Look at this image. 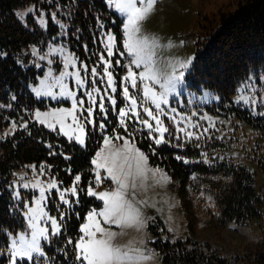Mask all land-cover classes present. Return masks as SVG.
Instances as JSON below:
<instances>
[{"label": "rangeland", "instance_id": "obj_1", "mask_svg": "<svg viewBox=\"0 0 264 264\" xmlns=\"http://www.w3.org/2000/svg\"><path fill=\"white\" fill-rule=\"evenodd\" d=\"M240 1L157 0L154 10L147 19L141 22L142 34L157 38L158 44L155 48L154 59L159 72L162 75L170 74L173 70H175L176 75L183 73V80L177 86L178 94L170 93L168 96L169 103L162 104L163 112L166 115L155 109L151 101L143 97V85L139 83V79L136 89L124 82L123 78L127 75L131 59L124 47V41L127 37L124 35L123 23L126 22V16L114 6V11L122 19L123 48L118 45L117 36L111 30L102 37L103 49L96 47L90 49L88 44L84 43L83 50H79L80 45L74 42V37L70 31V13L66 7L61 4L45 6V0H42L16 8L15 14L21 22L33 29L34 21L39 29L46 32L45 39L23 48V52L29 56L25 65L34 67L37 72L36 80L28 83L33 96L39 101V104L32 111V119L47 130L57 133L58 137H63L70 143L74 142L79 146H86L89 134L98 135V147L91 157V161L103 147V138H111L116 134L128 138V133H131L130 141L147 156L133 137L134 131L129 129L128 118L131 119V122L135 120L138 124L135 125L140 130L147 131V134L152 138H159L160 134L154 131L155 121L143 111L145 107H148L159 116L163 125L169 129L168 132L164 133V138L170 130L176 136L183 138L196 137L205 133L212 134L230 141L227 150L229 154L241 156L244 151L243 141L246 138L244 133L250 132L249 128L242 127V122L238 118L232 117L229 112L219 106L220 95L202 86L194 87L188 79L198 41L204 38L211 29L218 27L221 15L234 11ZM146 2L147 0H145V4ZM137 6H142L139 0H137ZM109 36L115 37L111 43L108 40ZM109 50L112 51L113 55H108ZM120 53H124V55L122 56ZM41 57L44 58L41 59ZM105 60L111 63V67L104 63ZM188 61L190 63L187 68L180 67L182 62ZM106 67L113 74L115 92L112 91L113 86L108 84L107 74L104 71ZM93 68L96 70L95 75L92 73ZM143 70V66L140 69L133 66V71L137 73ZM77 73L83 83L78 82ZM260 79L261 81L253 77L247 83L241 84L233 96L235 105L239 104L246 107L256 115H264V76H261ZM125 86L129 87L130 93L138 100L137 111L140 112L143 119H148L153 124V129L150 130L139 123L132 113L125 117L127 132L121 127L118 111L125 108L126 105L130 106V101L123 96ZM152 86L157 93L163 91L158 84ZM37 92L40 95H37ZM48 93H52V95H48ZM110 97L117 101L115 105L111 103ZM74 101L77 104L75 115L78 122L84 127L83 138L85 143L83 145L75 139V136L79 134L78 132L67 127L62 130L60 123L51 120V118L42 124L35 116L37 112L51 113L60 109L72 110ZM100 105H103V108ZM89 108L93 110L91 116L86 111ZM172 109L176 111L173 112ZM172 117H175V120ZM26 122L22 121V124ZM49 122L54 123L55 127H49ZM100 123L105 125L103 129L98 127ZM65 124H71L73 129L76 128V125L72 123L71 116L66 118ZM15 127L16 122L12 121L0 130V140L12 133ZM65 132H68V135H65ZM187 132H191L193 135L188 136ZM112 142L117 148L123 144V140L114 139ZM55 144L59 148H53L52 141L47 142L54 154L61 153L66 159L70 158L63 149L64 145L60 140L57 139ZM242 159L249 169L255 171V184L259 193L264 194V168L262 164ZM147 167L148 169L158 168L162 171H147L146 178L136 180L135 194L128 197L133 207L139 210L141 223H132L121 228L119 225H105L103 219L99 218L102 226L117 233L113 240L115 245L120 246L122 250L128 251L131 255L140 257L137 264H164L162 254L154 243L158 238L172 241L189 238L229 260H242L247 254L260 251L264 241V214L245 223L230 221L218 234H214L204 226L202 220H199L195 225V232L192 234L188 228L180 197L169 173L162 166L152 164L149 157ZM64 168L65 172L67 170L71 176L69 182L61 178L58 172L54 170L53 164L47 159L41 163H27L13 171L10 187L15 201L11 210L14 215H21L23 227L17 232L9 233L10 257L14 239L19 240L21 235L25 236L26 239H31L33 229L29 223L32 216L30 210L37 207V200L41 201L40 208L42 211L57 220L61 232L63 226L74 219L71 213L72 207L78 212L76 216L79 219V229L87 222V214L92 209L100 211L103 208L102 201L87 195L89 186L97 192L113 191L116 188L115 183L106 178L107 173L103 169L100 170L103 182L100 185L95 184L96 166L92 163L90 167L91 177L86 181L81 172H72L67 166ZM165 173L167 178L163 175ZM77 175L81 177L78 184L75 181ZM52 182L57 184V188L50 189L48 187ZM25 184H28L29 187L25 188ZM36 184L39 186L33 187ZM74 184L77 187V193L73 195L70 191L66 192L64 194L65 199L70 203L65 204L60 199V194L65 189L73 187ZM41 188L44 189V198L40 197ZM132 191L129 189V192ZM82 197L87 201L84 203L87 206L81 217L80 211L83 205L80 203ZM204 209L205 207L201 206V211ZM260 209L264 211L263 206ZM36 222L38 227L47 229V238H40L39 243L43 255L34 252L32 254L34 259L46 257L48 253L46 245L49 247L52 237L60 234V232L53 234L51 220L44 218ZM149 224L154 226L156 233ZM81 235L82 233L79 231L75 242L79 240ZM14 259L16 261L28 260L19 257ZM9 264H11L10 259Z\"/></svg>", "mask_w": 264, "mask_h": 264}, {"label": "trees", "instance_id": "obj_2", "mask_svg": "<svg viewBox=\"0 0 264 264\" xmlns=\"http://www.w3.org/2000/svg\"><path fill=\"white\" fill-rule=\"evenodd\" d=\"M42 0H0V130L12 121L16 127L0 140V264H9V233L23 227L21 215H14L11 177L16 168L27 163H41L47 159L54 170L70 181L72 172H81L86 181L91 177V157L98 147V135L89 134L86 146L58 137L52 131L32 119V111L39 104L28 87L35 81L34 67L26 66L29 60L23 48L46 38V32L21 22L15 9ZM61 4L70 13V31L83 50V44L103 49L102 37L113 30L122 48V19L108 0H45V6ZM54 27V26H53ZM264 76V0H241L237 8L222 14L218 27L211 29L197 43L191 70L190 84L208 88L220 95L219 106L248 127L245 132L241 156L229 154L228 142L212 134L183 138L170 130L163 143L140 130L134 120L129 123L138 146L145 151L152 164L165 168L180 197L190 232L202 220L214 234L220 233L230 221L245 223L264 214V194L255 184V171L249 169L243 159L262 164L264 168V115L253 114L248 108L235 105L233 96L237 88L256 77ZM22 121H27L22 124ZM138 125V124H137ZM211 135V136H210ZM132 137V138H133ZM63 143V154H54L47 145L59 148L55 141ZM252 141V142H251ZM180 157V159H177ZM83 205V216L87 203ZM201 206L205 207L201 211ZM156 233V229L149 224ZM79 233V219L74 218L59 235L52 237L48 250L49 264H79L75 259L74 241ZM155 246L162 254L164 264H264V241L259 252L247 254L242 260L227 257L209 250L195 240L156 239ZM17 264H44L18 261Z\"/></svg>", "mask_w": 264, "mask_h": 264}, {"label": "snow or ice", "instance_id": "obj_3", "mask_svg": "<svg viewBox=\"0 0 264 264\" xmlns=\"http://www.w3.org/2000/svg\"><path fill=\"white\" fill-rule=\"evenodd\" d=\"M110 6H114L121 14L126 16V22L123 23L124 35L127 39L124 41V47L127 49V55L131 57L127 75L123 78L125 84H130L131 88H138L139 83L143 85L142 93L143 97L150 100L155 106V109L160 110L162 114H165L162 109V104H168V96L170 93H177V86L183 80V73L176 75L175 70L170 74L162 75L155 66V48L157 47L158 41L155 37H149L142 34L141 22L147 19L148 15L154 10V5L157 0H139L141 7L137 6V0H108ZM109 42L111 43L115 40V37L109 36ZM171 46V45H170ZM3 55V53H0ZM108 55H113L112 51L109 50ZM124 55V53H120ZM44 57H41L43 59ZM109 67L111 63L107 60L104 61ZM190 61L180 64L181 68H187ZM133 66L136 69H140L142 66L143 71L139 73L133 71ZM86 68V66H85ZM107 74L108 84L113 86L112 91H116L114 86L115 81L113 79L112 72L108 71V68H104ZM93 75H95L96 70L92 69ZM77 79L79 83H83L80 80L77 73ZM151 82V83H149ZM153 84H158L163 91L157 93ZM98 91V90H97ZM37 95H40L37 92ZM52 95V93H48ZM69 95H71L69 93ZM123 96L126 100L130 101V106L126 105L125 108L119 109L118 115L120 119V125L127 132V122L125 117L132 113L136 120L142 125L146 126L148 129H153V124L149 122L148 119H143L140 112L137 111L138 100L129 91V87L125 86L123 88ZM111 103L115 105L117 101L115 99L109 98ZM77 107L76 102H73L72 110L65 111L63 109L51 112V113H40L35 114L36 119L40 123H45L51 120L57 121L61 125L63 130L65 127L68 129L78 132L79 134L75 136V139L83 145L84 140V127L78 122V118L75 115V109ZM103 108V105H100ZM91 116L92 109H86ZM144 113L148 117H151L155 121L154 131L160 134L159 138L153 137L157 145L165 142L164 133L168 132L169 129L163 125V121L156 115L152 109L145 107L143 109ZM175 112V109H172ZM68 116L72 117V123L76 125L73 129L72 125H66L65 120ZM175 120V117H172ZM49 127H55L54 123L49 122ZM100 129H103L105 125L100 123L98 125ZM184 131V129H181ZM207 131V129H205ZM68 135V132H65ZM188 136H192L193 133L187 132ZM131 133H128V138L116 134L115 136L109 138H103V147L95 155V158L91 161L93 165L96 166L95 184L100 185L102 181L100 170L103 169L107 173V179L115 183L116 188L113 191H103L97 192L93 187L89 186L87 189V195L96 197L103 202V208L100 211L92 209L87 214V222L84 223L79 231L82 235L79 240L74 244V254L75 259L79 264H137L140 257L136 255H131L128 251L122 250V248L113 243L114 238L117 236L116 232L111 231L109 228L102 226L101 219L104 221L105 225H119L121 228L126 225H131L132 223H141L139 221V210L135 209L132 205L129 196H133L134 190L136 189V180L138 178H146V172H161L160 169H148L147 160L148 157L135 147V144L130 141ZM70 139L72 137H69ZM123 140V144L120 147L113 145V140ZM180 159V157H177ZM167 178V174H163ZM170 179V178H168ZM81 180L79 175L75 176V181L78 184ZM39 184L33 185V187H38ZM25 188L29 187L28 184L24 185ZM50 189L57 188V184L52 182L48 185ZM132 189V192H129ZM71 192L73 195L77 193V187L74 184L70 189H65L60 194V199L64 201L65 204L70 203V201L65 199V193ZM40 197L44 198V189L41 188ZM40 200L36 201L37 207L31 209L32 216L29 223L33 229L31 233V239H26L25 236L21 235L19 240L12 241L11 248V264H17L15 257L21 259L27 258L28 260H33V253H39L41 256L43 253L40 248V238H47V229L40 228L37 225V220L39 219H49L52 223L53 234L60 232V226L54 217H50L47 213L43 212L40 208ZM69 243L73 241L69 240Z\"/></svg>", "mask_w": 264, "mask_h": 264}]
</instances>
